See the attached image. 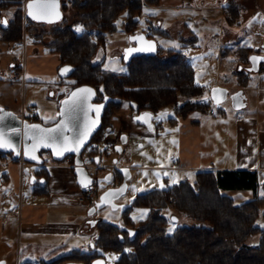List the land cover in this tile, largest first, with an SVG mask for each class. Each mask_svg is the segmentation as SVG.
<instances>
[{"label":"trees","instance_id":"obj_1","mask_svg":"<svg viewBox=\"0 0 264 264\" xmlns=\"http://www.w3.org/2000/svg\"><path fill=\"white\" fill-rule=\"evenodd\" d=\"M162 1L68 0L61 3L62 10L72 9L77 20L53 28L49 32L52 41L46 45L47 49L60 56L58 69L66 64L75 68L69 77L73 81L72 88L90 85L97 91L96 101L111 98L103 118L106 128L123 101L131 102L138 113L157 114L173 107L174 115L180 119L193 112L205 113L209 109L208 102L202 99L205 88L196 84L193 67L179 51L157 47L154 55L129 60L122 56V62L128 68L126 74L101 71L104 60L97 62L99 52L108 42V35L117 30L116 21L122 14H126L123 23L125 31L134 34L138 31L144 7L161 6ZM229 1L226 21L232 24L239 18L240 6L236 0ZM17 5L13 18L1 28V39L5 42L19 43L24 32L31 34L36 31V21L27 16L26 26L23 27V8L21 3ZM75 25H81L83 30L75 31ZM156 32L165 35L152 27L148 36ZM42 34L35 36L37 42H41ZM238 50L244 54V62L248 64L251 49ZM65 80L62 78L60 83ZM175 121L176 118L170 119L172 124ZM104 126L94 135L91 143L101 140ZM118 176L120 183L122 178ZM258 187L254 171H198L192 181L184 179L167 189L136 195L132 205L121 213V226L133 230L132 239L120 225L100 220L95 247L90 252L74 248L51 261H41V264H92L98 256L102 257L97 252L99 247L118 255L115 264H264V228L257 223L260 216L264 217V197L255 195L249 201L236 204L226 193L239 190L255 193ZM133 206L149 209L146 219L137 226L130 218ZM168 207L192 223L179 226L170 234L168 219L162 214V210ZM253 237H257V242L251 241Z\"/></svg>","mask_w":264,"mask_h":264},{"label":"crops","instance_id":"obj_2","mask_svg":"<svg viewBox=\"0 0 264 264\" xmlns=\"http://www.w3.org/2000/svg\"><path fill=\"white\" fill-rule=\"evenodd\" d=\"M166 1L168 3L161 6H145L142 19L155 22L157 29L165 33L160 34L161 37L176 40L180 49L175 50L180 53L186 47L201 49L204 46L207 51L209 44L217 47L218 68L221 69L223 63L229 64L232 79H216L212 86L225 87L229 94L242 90L246 101V106L239 110L219 108L221 112L218 116L208 99L210 87L203 86L205 94L202 99L208 102V111L213 109L215 112L211 115L208 111L193 112L185 119L175 116L177 121L173 124L169 119L171 127H175L172 134L177 135L181 148L176 155L177 165L167 169L184 173L191 180L196 172L203 170L254 171L259 184L255 193L251 190L226 193L236 204L249 201L255 195L264 197V74L247 72L249 62H244V54L238 50L249 48L250 55L264 56V0H236L240 14L232 24L226 21L229 0ZM165 12L168 13L167 29H162L166 17L160 14ZM247 18L253 21L251 31L240 37L235 26L241 19L247 21ZM4 20L6 18L0 16V21ZM6 25L0 23V61L10 47L9 42L1 39V28ZM151 27L154 26L151 24ZM149 38L158 44L154 37ZM48 44L27 43L22 49L21 60L7 56L5 60H9L10 78L21 79L23 84L39 81L41 73L45 72L46 62L54 71L58 70L60 56L42 51V47L47 49ZM182 55L186 57L184 53ZM41 68L44 69L41 71ZM15 73H19L18 76ZM130 118L116 125V134H125L129 146L135 135L134 128L142 137H159L157 132L154 134L136 128ZM112 119V122L117 119L116 114ZM171 157L175 158V155ZM33 176L37 178L34 183L31 182ZM41 179H45L43 186L39 183ZM26 182L31 186L26 187ZM79 190L72 166L67 162L32 166L14 159L10 154L0 155V261L5 264H35L48 254L57 253V250L70 252L90 244L93 248L95 234L93 226H89L90 217L85 213L71 215L68 212L75 206L83 207L77 201ZM259 219L263 221L264 228V217ZM251 241L257 242V237Z\"/></svg>","mask_w":264,"mask_h":264},{"label":"rangeland","instance_id":"obj_3","mask_svg":"<svg viewBox=\"0 0 264 264\" xmlns=\"http://www.w3.org/2000/svg\"><path fill=\"white\" fill-rule=\"evenodd\" d=\"M26 1L27 0H0V16L6 17L7 21L12 19L14 10H16L18 7L17 3L19 2L23 8V27L25 28L26 15L24 6ZM67 1L68 0H61V3H67ZM162 3L165 5L168 2L163 0ZM6 8L8 10H5ZM160 15L164 18L166 17L161 28L167 29L166 25L168 13L165 12ZM73 20H77V17L74 15V11L72 9H68L67 11H63V18L57 23H35L34 28L37 32L35 31L31 34L24 32L21 42L10 43L8 50L3 53L6 55L5 58L12 55V58L21 60V52L23 47L27 43H34L35 41L37 42L35 37L37 34H41L43 32L40 41L42 42V45H44V43L48 44L52 41L49 32L53 28L64 26ZM125 21L126 14H122L116 21L117 30L114 33L108 35V42L104 50L99 52L97 62H101V60L104 59L103 64L101 65V71L113 72L117 74L128 73V68L121 59L124 49L129 45L130 34H128L124 29L123 23ZM252 22L253 21L250 18H247V21L241 19L236 24L235 29L240 37H245L244 33L251 31L250 28ZM151 24L154 26V28H157L155 22L150 23L145 19H142L141 16L137 26V32H145L146 29H149L151 33ZM227 27L228 26H224V28ZM77 28H80L81 30L77 31ZM74 30L81 32L83 29L81 25H75ZM218 31L219 27H217V32ZM151 37H154L157 40L158 47H164L173 50L180 49L176 46V40L165 39L164 37H161L158 32L153 34ZM207 47L210 48L208 51L205 50L204 46H202L201 49H190L189 47H186V50H183L181 53L186 55L189 60L188 62L193 67L196 83L207 88H212V85L216 83V79H218V81H220V79H232V74L231 66L229 64L223 63V67L221 69L218 68V48L212 46V44H209ZM42 51L46 54H49V50L44 46L42 47ZM5 58H2L0 61V108H6L19 115H22V113L26 114V116L36 114L38 121L44 125H50L54 123L57 118L56 114L58 112V103L61 101V96H65L72 88V79H66L62 84V87H60L59 82L61 76L59 74V70L55 69L54 71V68L51 67V64L46 62L45 72L41 73L39 81L35 80L31 82H25L23 84L21 79L13 80L10 78L11 70L9 69V64L7 62L9 60L6 61ZM43 69L44 68H41V71ZM50 75H53L52 78L49 77ZM43 76L48 77L47 79H42ZM213 107L219 116L221 112L220 109L216 108L215 106ZM222 107L232 110L233 108L231 106L230 99H228L222 105ZM136 113L137 112L131 102L123 101L119 111L116 112L117 119L112 122L115 130L110 132V136H115L117 124L121 123V121H125L127 118L129 119ZM174 117L175 115L173 107H169L166 110L157 113L154 116L153 121L155 125L159 123V126H156L157 130L154 128L152 133L156 134L157 131V135L159 136L158 138H147L140 135L133 136L132 143H130L129 148L125 151V156H119L120 152L118 151H111L109 154H106V158H103L102 160V165L106 166V168H101L97 171H94L93 173L96 176V182L94 185L99 194L104 190L117 185L119 178L116 169L119 167H127L130 172V178L127 180L126 192L117 200L118 204H123L126 207L132 205L134 198L139 193H144L155 189H167L179 181L187 179L186 174L167 169L177 165L176 155L178 154V149L180 147L177 135L172 134V132L175 130V127H171L169 122V119ZM129 121L133 122L132 118H130ZM133 124L138 126L136 125L137 123L133 122ZM137 128L142 127L138 126ZM140 144H143L142 147ZM101 149H104L103 145H101ZM42 155L44 158H46L47 162L57 164V162H54L51 159L49 153L42 152ZM172 155H175V158H172ZM83 157L85 158L84 155ZM108 175H110L109 178L107 177ZM188 179L191 180V178ZM29 185L30 184H27L26 182L25 186L28 187ZM78 204L81 205L79 202ZM88 210L89 208L86 206H75V208L68 210V212L71 215L75 214L76 212L79 214H87ZM142 213L143 216H141ZM148 213L149 209L146 207L133 206L130 212V218L137 226L140 221L146 219ZM162 214L168 219V232L170 234L173 233L177 227L190 225L192 223L190 219L178 214L176 210L171 207L163 209ZM93 216L97 220H102L113 225L121 226L123 224V219L120 215V212L118 210L114 211L110 207L97 210ZM172 217H175L176 221H173ZM262 222L263 221L260 219L257 221L261 227ZM206 226H208V224H206ZM93 232L95 235H97L98 229H95ZM90 245L83 247L80 246L81 248L79 249L85 252H90L92 249ZM57 251L58 252L55 254H48V256L44 257L43 260H37V263L35 264H41V261H51L61 255L68 253V250L66 249ZM97 252L102 256L100 258H104L105 264H115V261L118 257L116 253L105 252L100 247L97 249Z\"/></svg>","mask_w":264,"mask_h":264},{"label":"water","instance_id":"obj_4","mask_svg":"<svg viewBox=\"0 0 264 264\" xmlns=\"http://www.w3.org/2000/svg\"><path fill=\"white\" fill-rule=\"evenodd\" d=\"M33 2V0H27L24 6L25 15L30 19L39 22L51 20V24L57 23L62 20L63 15L61 13V1L55 0L57 4L56 13L58 15H52L47 18L33 19L28 15L27 5ZM44 2V0H42ZM142 38V39H141ZM157 51V45L154 40L149 38L144 32H136L129 35V45L124 49V59L129 60L133 57H138L142 55H154ZM251 57H256L254 62ZM249 66L246 68V71L249 73H257L259 71L260 65L264 63V56L259 54H251L248 58ZM64 69H69V71L62 72ZM74 67L66 64L60 67L59 74L61 77H69L73 71ZM87 88L91 89L90 93H81V96H85L86 99L83 102L73 106L69 111H65L68 108L64 102L69 101L71 94L76 92L78 89ZM215 90V91H214ZM97 91L94 87L90 85H80L72 88L70 92L61 100L58 112L56 114L57 120L53 124L44 125L40 122H28L23 120L21 116L13 111H10L6 108H0V133L4 135L5 147H0V153L11 154L14 159L22 160L31 165H43L45 158L41 154L42 152H47L50 154L51 159L54 162H63L66 158L73 156V176L75 178L76 184L80 188H86L93 185L94 175L90 171L89 165H86L82 159V153L86 146L90 143L92 137L100 129L102 125V117L104 110L107 107L108 103L111 101V98L105 97L102 102H96ZM235 98V99H234ZM208 99L216 108H221L222 105L230 99L231 106L235 110L242 109L246 106L245 96L243 95L242 90H238L233 94H229L227 88L216 85L210 88ZM118 102L119 100H114ZM99 107V112L97 113L96 109ZM147 114V115H146ZM154 115L151 112H141L133 117V120L147 128L150 132L154 131L153 123ZM64 121L68 127V130L64 135L68 136L70 139L75 138L80 135L86 127H90L91 131L87 136L86 141L83 146L80 147L79 151H65L61 155H56L53 153L51 148L39 147L33 153L31 151V146L33 144L32 137L37 135V130L32 126L38 125L41 129H51L55 128L58 123ZM126 137V136H125ZM124 136L122 142L125 143ZM71 146V145H70ZM119 151L121 148H118ZM27 152V154H26ZM36 158L33 159L32 156ZM117 171L122 175V182L116 187H111L103 192H101L95 202V205L89 208L87 215L89 217L93 216L97 210L103 209L105 207H110L112 210H119L120 214L126 209V206L123 204H118L117 200L126 192L127 189V180L130 178V172L127 167H119ZM108 178L110 175L107 176ZM31 182H36L35 176L32 177ZM40 185H44V179L40 180ZM111 193L112 195L106 196V194ZM104 198V199H102ZM173 221H176L175 217H172ZM93 223H95L93 221ZM92 223V224H93ZM122 230L126 229L130 238L134 236V232L131 229L120 226ZM0 264H5L4 261H0ZM63 264H84L82 262H66ZM92 264H105L104 258L95 259Z\"/></svg>","mask_w":264,"mask_h":264},{"label":"snow or ice","instance_id":"obj_5","mask_svg":"<svg viewBox=\"0 0 264 264\" xmlns=\"http://www.w3.org/2000/svg\"><path fill=\"white\" fill-rule=\"evenodd\" d=\"M27 8L28 15L33 19L47 18L52 15H58L56 13L57 4L55 3V0H44V2H42V0H33V2H30L27 5ZM49 22H51V20H49ZM0 23L6 25L7 20L0 21ZM80 30V28H77V31ZM250 59L255 62L257 58L251 57ZM66 71H69V69L62 70V72ZM91 91V89L82 88L78 89L76 92H73L71 94L70 100L64 102L66 105H68V108H66L65 111H69L73 106H76L77 104L83 102L84 99H86L85 96L80 95L81 93H90ZM96 111L97 113L99 112V107H97ZM32 127L37 130V135H34L32 137L34 142L31 146V151L34 153L37 148L42 146L45 148H51L53 153L56 155H61L65 151H79L80 147L83 146L84 142L87 139V136L91 131L90 127H86L79 136L70 139L68 136L64 135V133L68 130V127L64 121H61L56 125L55 128L51 129H41L38 125H34ZM5 146L4 135L3 133H0V147ZM117 150L119 151V149ZM32 158L35 159L36 157L33 155ZM110 195L112 194H106V196ZM141 216H143V213L141 214Z\"/></svg>","mask_w":264,"mask_h":264},{"label":"flooded vegetation","instance_id":"obj_6","mask_svg":"<svg viewBox=\"0 0 264 264\" xmlns=\"http://www.w3.org/2000/svg\"><path fill=\"white\" fill-rule=\"evenodd\" d=\"M61 1V0H60ZM61 13H62V15H63V10H62V6H61ZM36 23H42V24H46V23H49V22H47V21H39V22H36ZM51 24V23H50ZM122 56H124V54L122 55ZM104 60V59H103ZM59 70V69H58ZM70 77V76H69ZM69 77H64L65 79H68ZM63 77H61V79H62ZM60 79V80H61ZM61 82V81H60ZM59 82V85H60V87H62V84ZM72 89V88H71ZM70 89V90H71ZM70 90H69V92H70ZM68 92V93H69ZM67 93V94H68ZM66 94V95H67ZM65 95V96H66ZM65 96H63L60 100H62ZM97 98V97H96ZM96 101V100H95ZM103 100H101V101H96V102H102ZM60 102L61 101H59V104H58V108H59V105H60ZM57 111H58V109H57ZM105 111H106V108H105V110H104V114H103V117H102V125H101V127H100V129L104 126L103 125V121H104V115H105ZM139 113H141V112H139ZM138 112L136 113V115L137 114H139ZM116 113H114V115H115ZM19 115V114H18ZM33 115L35 116V118L33 117ZM114 115L112 116V117H114ZM154 116L156 115V114H153ZM19 116H21V118L23 119V120H27L28 122H39L38 121V117H37V115L36 114H31V116H26V114H24V113H22V115H19ZM135 116V115H134ZM134 116H132V121L134 122V123H136L134 120H133V117ZM33 117V118H32ZM112 117H111V122H110V126H108L107 128H106V125L104 126V128H103V131H102V134H103V136H102V138H101V140H99V141H94L93 143H91L92 142V140H93V138H94V136L92 137V139H91V141H90V143L88 144V146H86V147H88L87 148V150L85 151V149H84V151H83V153H82V159L84 160V162H85V164L86 165H89V167H90V169H92V174L94 173V171H97V170H99V169H101V168H106V166H103L102 165V160H103V158H106V154H109L111 151H118L117 149L120 147L121 148V150L120 151H118V152H120L119 153V156H125V151H126V149L128 148V146H129V144H128V139H127V137H125L126 135L125 134H121V133H119L118 135L116 134L115 136H110V132H112L113 130H114V128H113V125H112ZM154 119V118H153ZM56 120H57V118H56ZM56 122V121H55ZM153 123H154V121H153ZM53 124V123H52ZM135 125V124H134ZM136 125H138V126H141L146 132H149V133H152V132H150L147 128H145L144 126H142V125H140V124H136ZM137 126V127H138ZM136 127V128H137ZM154 128L156 129V125H155V123H154ZM99 129V130H100ZM98 130V131H99ZM157 130V129H156ZM97 131V132H98ZM96 132V133H97ZM136 132V133H135ZM157 132V131H156ZM133 134H135L134 136H141V134H140V132H137L136 131V129L134 128V131H133ZM123 136H124V139H126L125 140V143L124 142H122V138H123ZM101 145H103L104 146V149H101ZM123 146H125V149H124V152H123ZM96 151V153H94ZM123 153V154H122ZM83 155L85 156V158L83 157ZM67 159H69V161L68 160H66V162L69 164V165H73V156H70V157H68ZM87 160V161H86ZM89 160H90V162H89ZM47 161H46V158H45V162H44V164L46 163ZM43 164V165H44ZM37 166H41V165H37ZM115 167H116V165H115ZM117 170V169H116ZM91 171V170H90ZM118 172V171H117ZM35 174H36V172H34ZM120 175L121 176V178H122V175L118 172L117 173V175ZM94 175V174H93ZM36 178V177H35ZM118 178H119V176H118ZM37 179V178H36ZM44 181H45V179H44ZM119 181L120 180H118V183H117V185L116 186H118V185H120L121 184V182H122V179H121V182L119 183ZM95 182H96V176L94 175V182H93V185H91V186H93V187H95ZM39 183H40V181H39ZM45 184V183H44ZM115 186V187H116ZM81 189V188H80ZM97 190V189H96ZM80 191V190H79ZM98 196H99V192H98ZM120 212V211H119ZM121 215V214H120ZM93 221L95 222V223H93ZM99 221L100 220H97L94 216H91L90 217V219H89V226H93V231H95V229H97V225H98V223H99ZM93 223V224H92ZM94 224H95V228H94ZM129 234V233H128ZM96 238H97V235H95V240H96ZM99 257V256H98ZM97 257V258H98ZM100 258V257H99Z\"/></svg>","mask_w":264,"mask_h":264},{"label":"built area","instance_id":"obj_7","mask_svg":"<svg viewBox=\"0 0 264 264\" xmlns=\"http://www.w3.org/2000/svg\"><path fill=\"white\" fill-rule=\"evenodd\" d=\"M150 30L147 29V33H149ZM259 74H264V64H262L259 68L258 71ZM19 73H15V76H18ZM209 115L214 113L213 109H210L207 112ZM33 117L35 118V116L33 115ZM32 117V118H33ZM125 146H123V152H124ZM123 154V153H122ZM69 161V159H67ZM98 198V191L96 190L95 187L93 186H89L86 188H81L78 194V202L83 205L86 206L88 208H91L92 206L95 205V202Z\"/></svg>","mask_w":264,"mask_h":264}]
</instances>
